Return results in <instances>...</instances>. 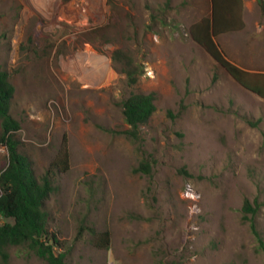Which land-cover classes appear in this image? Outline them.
Wrapping results in <instances>:
<instances>
[{
  "label": "rangeland",
  "instance_id": "obj_1",
  "mask_svg": "<svg viewBox=\"0 0 264 264\" xmlns=\"http://www.w3.org/2000/svg\"><path fill=\"white\" fill-rule=\"evenodd\" d=\"M242 4L239 43L260 58L263 38L264 76V0ZM210 15V0H0V71L36 177L67 137L70 168L44 203L67 264H264L242 212L245 200L260 206L264 243V100L192 40L190 27ZM131 93L156 96L138 139L122 116ZM7 163L1 144L0 172ZM106 230L99 249L94 234ZM0 264L45 262L10 247Z\"/></svg>",
  "mask_w": 264,
  "mask_h": 264
},
{
  "label": "trees",
  "instance_id": "obj_2",
  "mask_svg": "<svg viewBox=\"0 0 264 264\" xmlns=\"http://www.w3.org/2000/svg\"><path fill=\"white\" fill-rule=\"evenodd\" d=\"M211 15L193 24L189 33L211 59L218 63L242 88L264 100V76L253 77L225 58L215 39L225 33L243 29L242 0H210ZM128 85L136 84L135 72L123 70ZM14 88L9 75L0 71V145L7 148L8 163L0 172V258H8L10 247H23L41 258L45 264H67L63 253L56 254L61 244L57 236L49 231V214L45 200L56 191L54 176L65 173L70 168L67 137L61 139L59 151L45 173L36 177L27 159L20 154L14 134L20 129L19 122L10 113ZM154 93H131L122 102V116L129 126L126 135L138 139L139 127L149 122L156 110ZM136 171L150 172L148 165L142 163ZM260 206H253L245 200L242 212L247 219L250 215L251 229L261 247L264 243L256 229L254 218ZM111 234L108 230L95 233L93 245L108 249Z\"/></svg>",
  "mask_w": 264,
  "mask_h": 264
},
{
  "label": "crops",
  "instance_id": "obj_3",
  "mask_svg": "<svg viewBox=\"0 0 264 264\" xmlns=\"http://www.w3.org/2000/svg\"><path fill=\"white\" fill-rule=\"evenodd\" d=\"M242 21H243V29L240 31L230 32L219 35L217 38L220 39V45L223 48V52L230 58V62L242 69L243 71L249 73L253 77H259L263 78V71L261 73H256L255 68L260 67L263 68V38L259 40L260 42V58L259 55H253L251 53L244 52L246 48L243 47L241 49L239 39H241V35L244 31L249 29L248 23L246 22V18L244 17V14L242 13ZM256 33H261L259 35H263V23L257 24L256 26ZM262 48V50H261ZM245 54V55H244ZM247 55V56H246ZM246 56V57H245ZM245 57V58H244ZM245 60H243V59ZM245 62L252 68H246ZM256 73V74H254Z\"/></svg>",
  "mask_w": 264,
  "mask_h": 264
}]
</instances>
